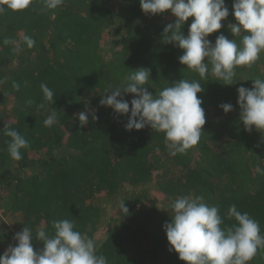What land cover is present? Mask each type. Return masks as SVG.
Instances as JSON below:
<instances>
[{
  "label": "trees",
  "instance_id": "trees-1",
  "mask_svg": "<svg viewBox=\"0 0 264 264\" xmlns=\"http://www.w3.org/2000/svg\"><path fill=\"white\" fill-rule=\"evenodd\" d=\"M225 4L230 14L208 37L213 44L221 34L234 39L228 28L236 23L233 0ZM175 19L170 12L145 15L140 0H64L55 10L33 0L26 11L0 13V255L17 244L14 237L25 226L34 251H41L36 231L51 237L53 222L69 219L94 239L96 254L108 264H184L169 251L164 225L171 203L186 195L218 206L222 227L236 224L227 215L235 204L264 235V133L244 130L237 103L239 87L264 79V53L252 67H237L231 86L211 75V65L202 79L186 71L182 50L163 38ZM6 38L16 40L19 51L5 45ZM235 39L239 44L242 36ZM141 68L150 69L153 95L182 79L202 85L206 124L186 154L170 155L164 133L150 127L127 131L128 116L101 106L104 95L126 86L130 71ZM41 83L54 91V103L45 100ZM122 95L131 109L134 96ZM224 103L234 110L225 114ZM53 109L57 122L46 127ZM88 110L98 119L89 115L81 126L78 114ZM6 125L29 143L19 161L7 151ZM249 264H264V248Z\"/></svg>",
  "mask_w": 264,
  "mask_h": 264
},
{
  "label": "clouds",
  "instance_id": "clouds-1",
  "mask_svg": "<svg viewBox=\"0 0 264 264\" xmlns=\"http://www.w3.org/2000/svg\"><path fill=\"white\" fill-rule=\"evenodd\" d=\"M64 0H41L43 8L55 10ZM33 0H0V13L7 10L23 12L28 10ZM145 15L157 16L171 13L175 22L164 28L167 44H173L182 50L179 63L186 71H195L203 79L209 73L222 80V85L231 86L237 67H252L264 53V0H233L232 15L236 23L228 28L234 39L229 40L223 34L217 36L215 44L208 37L219 32L222 21L229 17V8L225 0H140ZM190 18L192 22L188 35L182 29ZM242 36L238 44L235 37ZM29 48L35 41L28 36L23 38ZM5 45H13L19 51L18 42L6 38ZM205 61H207L205 63ZM127 84L116 88L103 96L101 106H107L117 115L128 116L125 125L127 131L143 130L150 127L165 136V145L170 155L186 154L197 146L206 124L203 100L198 94L204 91L199 81L182 79L158 94L148 91L150 69L130 71ZM252 88L243 86L237 89V103L240 108V122L244 130L253 129L264 133V79L254 78ZM16 87H19L16 85ZM46 101H53L55 93L46 83H41ZM124 94H132L131 109ZM40 107H44L40 105ZM225 114L234 109L230 103L220 105ZM53 109L44 120L46 127L57 122ZM130 113V116H129ZM89 115L93 120L98 117L90 110L78 114L81 126L88 124ZM4 134L11 139L7 142V151L14 160L22 159V149L29 147L27 139L8 125ZM170 222L165 223L164 231L169 243V251H175L184 264H249L264 248V235H261L259 223L246 212L238 211L235 204L228 209V218H234L236 224L222 227L223 218L218 206H209L203 196H179L171 203ZM125 203L121 212L128 214ZM54 235L48 236L43 228L36 231L35 239L43 242V249L34 251L33 233L24 227L10 245L0 255V264H108L107 258L96 254L94 239L75 230L72 220L62 219L53 222Z\"/></svg>",
  "mask_w": 264,
  "mask_h": 264
},
{
  "label": "rangeland",
  "instance_id": "rangeland-1",
  "mask_svg": "<svg viewBox=\"0 0 264 264\" xmlns=\"http://www.w3.org/2000/svg\"><path fill=\"white\" fill-rule=\"evenodd\" d=\"M13 222L15 221V220H12ZM13 222H11V223H13ZM11 225V224H10Z\"/></svg>",
  "mask_w": 264,
  "mask_h": 264
}]
</instances>
